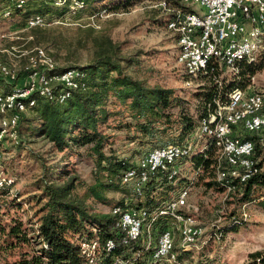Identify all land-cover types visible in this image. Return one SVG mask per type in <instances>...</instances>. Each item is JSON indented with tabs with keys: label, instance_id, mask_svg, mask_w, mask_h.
Here are the masks:
<instances>
[{
	"label": "rangeland",
	"instance_id": "obj_1",
	"mask_svg": "<svg viewBox=\"0 0 264 264\" xmlns=\"http://www.w3.org/2000/svg\"><path fill=\"white\" fill-rule=\"evenodd\" d=\"M14 1L0 0V58L15 72L18 87H24L26 84L28 75L24 71L29 67V60L35 48L43 49L56 67L86 66L98 55L117 50L122 56H133L138 60V66L129 69L134 77L146 81L150 86L173 90L184 103L182 106L186 114L193 119L197 118L196 95L206 83L198 79L201 76L189 77L183 67L177 64L176 36L167 30V23L172 14L158 10V1L90 0L86 11L72 15L37 0L39 6L36 8L42 11L41 17L45 19V25L32 29L25 27L26 21H23L22 17L7 18L8 8ZM169 1L171 10L186 9L182 0ZM175 2L179 5L173 6ZM102 9L107 12L98 13ZM23 52L24 54L20 55ZM260 56H264V53ZM218 70L215 83L219 85L235 79L239 71L224 68ZM244 83V90L263 87L264 69L245 79ZM0 85L4 91L6 83L2 79ZM107 110L111 116L100 128L108 137L104 152L111 151L118 159L135 165L150 147L139 140L130 139L134 135L133 130L124 128V125L132 120L123 112V107L109 102ZM172 111L176 116L178 109ZM196 131L197 129L185 139L195 143L192 157L184 163L182 172L174 183L159 187L153 198L155 203H165L181 189L189 188L190 193L183 212L197 220L204 236L198 242V249L182 253L179 252L178 234L175 231L177 261H153L148 257L146 262L261 264L252 260L250 255L256 252L264 253V211L257 202L240 204L238 194L221 189L217 184L216 151L207 146L203 139L199 140ZM26 144L23 150L9 147L8 142L2 146L6 147V150L1 156L3 161L0 171L4 174H0V187L6 182L12 185V188L6 195H0V228H7L14 220L21 219L24 226L29 225L28 232L32 233L33 223L40 215L42 207V203H39V192L34 191L33 185L42 175V166L47 168L59 165L63 174L58 176V183L75 177L77 181L73 196L82 200L91 209V213L109 214L114 205L127 200L145 207V197H136L130 186L121 183V190L105 194V202H97L86 196L87 187L94 183V164L88 148L71 146L59 153L43 138L31 139ZM15 195L20 199V202H17L20 203L19 206L12 201ZM243 212L247 216L246 221H243ZM233 217L241 219L244 223L237 236L224 232V235L218 238L209 239L214 229L229 227ZM166 222L169 227L175 228L171 220ZM156 231L157 228L152 226L148 233L144 232V242L140 241L145 250L143 254L156 247L159 237ZM5 241L6 237L0 232V264H13L20 258L21 253L26 252V248L7 249ZM143 254L140 252L137 255ZM121 264L128 263L121 261Z\"/></svg>",
	"mask_w": 264,
	"mask_h": 264
},
{
	"label": "trees",
	"instance_id": "obj_2",
	"mask_svg": "<svg viewBox=\"0 0 264 264\" xmlns=\"http://www.w3.org/2000/svg\"><path fill=\"white\" fill-rule=\"evenodd\" d=\"M36 1L26 0L23 6L18 7L15 0L8 8L7 18L16 16L26 21L33 16H42V11L36 8L39 6ZM76 1L78 2L76 8L71 10L67 5L57 6L55 0H42L49 7L72 15L88 9L90 0ZM153 1H158V4L165 2L168 7L171 4L169 0ZM172 5L178 6L179 3L175 2ZM157 9L162 12L159 6ZM101 12L107 10L102 9L98 13ZM138 64L135 57L122 56L117 50H113L98 55L86 66L55 67L50 74L77 70L81 75L78 80L80 88L73 91L71 97L61 104L48 101L36 94L31 95L25 101L27 110L20 115L17 123V138L5 139L0 143L1 153H5L6 147L2 146L6 142L9 143V147L23 150L27 141L36 138L45 139L59 153L71 146L86 147L94 164V183L87 187L86 196L97 202H105L106 193L121 190V175L128 167L133 166L115 157L111 151L104 152L108 137L100 128L111 116L107 110L109 102L123 107V112L132 120L131 123L125 124L124 128L133 130L134 135L130 137L132 141L139 140L150 147L145 154L156 148L181 145L187 141L186 137L198 129L200 121L215 109L217 101L224 103L231 91L244 89L245 79L264 69V56L251 63L239 62V71L235 79L222 85L215 83L219 70L210 62L206 73L198 78L206 85H203L202 91L196 95L198 99L196 119L186 114L182 106L184 103L173 90L150 86L146 81L134 77L129 69ZM1 85L0 88L3 89ZM4 91L8 92L9 86L6 85ZM31 100L34 101L33 106L28 102ZM174 109H178L176 116L172 113ZM245 139L255 143L258 171L244 183L232 180L230 184L235 187L233 192L239 195L240 204L257 202L264 211V151L259 146V138L256 135H245ZM42 168V175L33 185L34 191L39 192L38 198L42 207L40 215L33 223L32 233L28 232L29 225L24 226L21 219L14 220L7 228H0V232L6 237L7 249L26 248V252L21 253L20 258L13 264H89V258L82 254V244L93 242L96 243L97 249L92 264H116V260L128 264H147L148 257L151 260L156 247L143 254L145 250L140 241L123 244L122 234L116 227L119 215L91 213V209L82 200L73 196L77 181L75 177L58 183V176L63 174L59 165ZM0 174L4 173L0 171ZM217 184L222 190H226L221 183ZM167 185L170 184L163 183L161 187ZM11 188L12 185L4 182L0 187V195H6ZM130 189L132 191L131 187ZM157 189L156 184H150L144 189L145 207L127 200L120 201L112 209L118 207L121 210H157L162 204L154 201L153 194ZM12 201L15 205H20L17 203L20 202L17 195ZM232 220L229 227L219 228L221 235H224V232L238 233L244 226L241 219L233 217ZM166 224V219H158L154 226L158 235L165 230ZM108 240L114 241V248L110 251L105 248ZM140 252L143 255H137ZM250 257L255 262L264 264V253L256 252Z\"/></svg>",
	"mask_w": 264,
	"mask_h": 264
},
{
	"label": "built area",
	"instance_id": "obj_3",
	"mask_svg": "<svg viewBox=\"0 0 264 264\" xmlns=\"http://www.w3.org/2000/svg\"><path fill=\"white\" fill-rule=\"evenodd\" d=\"M25 3L26 0H17L18 7ZM182 3L185 10H171L165 2L158 6L164 13L172 14L167 30L176 36V62L189 77L205 74L210 62L217 69L237 71L239 62L251 63L264 53V0H182ZM55 4L67 5L73 10L78 2L55 0ZM25 24L27 29L42 27L45 19L33 16ZM55 67L54 61L43 49L35 48L29 67L24 71L28 75L26 84L18 87L15 72L0 58V79L9 86L8 92L0 88V143L5 139L17 138V123L20 115L26 112L25 101L31 95L36 94L61 104L80 88L78 80L81 75L77 70L50 74ZM28 102L30 106L34 105L33 100ZM245 135H256L264 151V86L231 91L224 103L217 102L215 109L200 121L196 131V137L206 141L207 146L216 151L217 182L225 186L228 192L235 189L230 181L244 183L258 171L255 143L245 139ZM194 145V141L187 140L181 145H168L149 151L122 173L121 184L130 186L139 198L143 197L144 189L150 184H156L157 188L163 183L173 184L181 174L184 163L192 157ZM1 156L0 151V160ZM189 193V188H183L153 211L113 208L111 214L119 215L116 227L122 234L123 244L144 242V232L148 233L158 219H166L171 220L175 228L166 224L152 254L153 261H177L175 231L178 234L179 252L198 249V242L204 233L197 220L183 212ZM242 217L246 221L244 212ZM214 230L209 236L210 240L221 236L219 229ZM105 248L112 250L114 241L108 240ZM96 249L95 242L82 244V254L89 258V264L94 261ZM115 263L121 264V261L116 260Z\"/></svg>",
	"mask_w": 264,
	"mask_h": 264
},
{
	"label": "crops",
	"instance_id": "obj_4",
	"mask_svg": "<svg viewBox=\"0 0 264 264\" xmlns=\"http://www.w3.org/2000/svg\"><path fill=\"white\" fill-rule=\"evenodd\" d=\"M241 231V230H240ZM240 231L238 232V233H232V234H234V236H237V234H239L240 233ZM207 250V249H206Z\"/></svg>",
	"mask_w": 264,
	"mask_h": 264
}]
</instances>
